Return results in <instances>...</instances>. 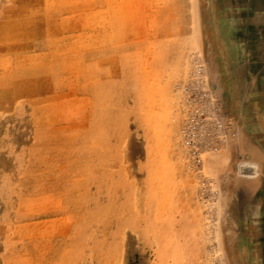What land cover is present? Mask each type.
Masks as SVG:
<instances>
[{"label": "rangeland", "instance_id": "1", "mask_svg": "<svg viewBox=\"0 0 264 264\" xmlns=\"http://www.w3.org/2000/svg\"><path fill=\"white\" fill-rule=\"evenodd\" d=\"M260 3L0 0V264H264ZM196 62L238 125L202 174Z\"/></svg>", "mask_w": 264, "mask_h": 264}, {"label": "built area", "instance_id": "2", "mask_svg": "<svg viewBox=\"0 0 264 264\" xmlns=\"http://www.w3.org/2000/svg\"><path fill=\"white\" fill-rule=\"evenodd\" d=\"M177 92L185 105L182 144L186 163L202 174L206 158L237 137L238 125L224 109L217 84L210 80L201 62L194 64L188 77L177 86Z\"/></svg>", "mask_w": 264, "mask_h": 264}, {"label": "crops", "instance_id": "3", "mask_svg": "<svg viewBox=\"0 0 264 264\" xmlns=\"http://www.w3.org/2000/svg\"><path fill=\"white\" fill-rule=\"evenodd\" d=\"M261 7L259 8V22L256 24L250 25L251 30H253L254 34L249 35V39L245 40V48H246V57L244 63L249 64H258V72L252 73L249 70L250 78L255 80L262 79L264 80V0H260ZM251 32V31H250ZM248 49V52H247ZM255 83H251L254 85ZM259 93L264 94V86L260 87L258 90Z\"/></svg>", "mask_w": 264, "mask_h": 264}]
</instances>
